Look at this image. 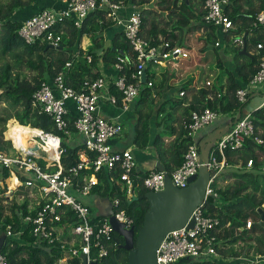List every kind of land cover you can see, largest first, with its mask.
<instances>
[{
	"label": "built area",
	"instance_id": "obj_1",
	"mask_svg": "<svg viewBox=\"0 0 264 264\" xmlns=\"http://www.w3.org/2000/svg\"><path fill=\"white\" fill-rule=\"evenodd\" d=\"M58 1L63 5L61 8L43 7L22 21L17 33L25 44L39 42L58 48L65 44L69 27L78 29L91 12L106 9L105 19H111L117 26L122 27L130 51L121 50L122 55L115 56V61L111 64L114 76L101 74L94 78H85L79 84V90L72 87L66 78L75 62L79 61L78 52L72 54V58L64 63L63 68L51 80H44L39 84L31 95V106L38 114H46L51 118L56 132L39 129L40 134L35 136V145L31 144L27 148H20L12 138H8L14 154L0 150V166L9 170V176L5 179L6 185L0 182L4 185L3 204L7 206L14 198L12 195L14 191H21L22 202L26 201L29 209V213L23 217V222L31 225L36 243L44 241L49 244L60 243L63 256L56 264H81L82 255L86 256V264H98V261L108 254L110 247L117 243L108 217L93 213L88 204L82 201L83 197L92 193L98 183L95 172L100 169L118 170L117 176H112L111 179L130 200L141 188L147 191L162 190L166 174L170 176L175 186L186 187L189 178L195 175L200 167L199 148L193 140L188 144L181 164L172 171L152 168L139 173L132 150L112 146L113 140L123 138L127 132L121 114L108 117L104 115L102 107L110 105L118 108L121 113L128 112L143 87H150L153 96L154 78L146 79L145 70L149 66L159 64L164 66L171 61L187 59L189 50L177 43L171 46L169 40L161 38L158 44H150L141 35L142 13L139 9L130 5L129 16L119 17V10L126 7L123 0ZM228 3L229 0H203L202 6L205 11L203 15L205 23L213 25L223 34L235 27L224 10ZM252 27L264 32V7L255 14ZM229 40L233 47L244 48V33L231 35ZM223 44L221 38L214 43L218 47H222ZM251 48L253 52L251 49L250 52L263 54L258 58L257 70L248 82L237 88L234 93L239 103H246L253 95L264 94V38ZM82 56L88 63L91 62L92 57L86 52ZM131 65L133 69L127 76L126 69ZM203 86L213 88V83L206 81ZM113 88L118 95L112 92ZM224 91L225 89L222 94ZM178 94L181 98L185 93L180 90ZM263 104L264 99L256 109ZM224 115L229 117L228 114H221L209 108L190 110L187 122L182 118L180 128L183 126L187 130V136L193 139L198 130ZM70 127H73L74 132H71ZM59 133H63L66 139L78 138L79 141L74 144H81L85 148L84 152L79 154L78 162L68 168L61 164L63 148ZM246 139H252L258 145L264 141L255 131L249 112L243 113L228 131L214 142L207 163L211 175L205 189L204 200L193 209L184 226L168 231L164 235L156 250L158 264H186L189 260L215 261L219 258L224 260L217 251L218 245L222 242V239H217V234L222 231L220 218L217 215L206 214L203 204L208 196L215 195V186L221 188L218 180L228 166L225 151L228 148L241 147ZM33 146H37L38 149L31 151ZM252 164V160L249 159L245 169H250ZM85 170H91V173L86 174ZM19 174L26 178L20 180ZM106 198L111 202V215L123 223L126 229L132 227L133 219L119 208L120 199L114 195L112 198ZM261 207L264 209V202ZM32 210L35 211L34 214L31 213ZM5 213L8 214L7 211ZM71 217L74 218L72 223L68 222ZM62 218L67 220L62 222ZM252 223L253 221L248 218L244 227L251 237H263L262 233L252 232ZM240 230L241 228L237 231ZM13 234L11 225L7 224L5 235ZM252 241L248 243L253 245ZM92 250H95L94 256L91 255ZM236 258L242 261V264H264V254ZM72 259H78V263L70 262ZM0 264H9L1 251Z\"/></svg>",
	"mask_w": 264,
	"mask_h": 264
},
{
	"label": "trees",
	"instance_id": "obj_2",
	"mask_svg": "<svg viewBox=\"0 0 264 264\" xmlns=\"http://www.w3.org/2000/svg\"><path fill=\"white\" fill-rule=\"evenodd\" d=\"M33 0H11L5 5H0V51L1 55L10 54L20 49L27 56L20 52L16 54V60L19 65H23L30 70V77H19L10 73V65H4L0 70V102L7 103L10 110H15L14 113L4 107L1 109L0 122L6 123L8 119L15 118L23 129L32 128L36 131L42 129L44 131L56 132L53 128L51 118L46 114H38L31 106V95L39 87L42 81L51 80L54 75L60 71L64 63L72 58V54L78 52L80 55L79 61L75 62L73 69L68 74L67 82L79 90V84L85 78H94L100 76L103 72L98 70V65L101 63L112 64L115 61L116 55H122L123 52L130 51V46L125 39L122 27L117 26L114 21L105 19L106 9L96 10L91 12L84 20L82 27H69L68 35L65 44L58 48H50L46 44L35 42L33 44H25L18 36L17 30L22 21L15 19L16 8H27ZM126 5H134L142 13L141 19V35L149 41L150 44L156 45L159 38L169 40L171 46L177 43L183 46V40L187 33L192 31L203 32V37L206 45L212 46L213 49L220 48L224 58H221L217 52L216 65L221 70L227 73L225 86H213L208 88L203 86L195 89V82L188 81L190 85L188 89L178 87L184 91L186 96H191L189 104L186 106V113L183 114V119L187 120L190 110H203L209 108L221 114H228L232 119L239 109H243L245 103H239L234 96L237 88L244 86L250 77L257 70L259 55L250 52V48L257 41L264 38V32L252 27L255 14L264 7V0H229L228 5L224 7L226 14L232 20L234 28L228 33H222L213 25L205 23L203 20L204 10L203 0H197V3H192L191 0H123ZM152 4H151V3ZM150 3V7H148ZM153 4L158 6V11L152 9ZM201 5V9L196 6ZM43 8V7H41ZM41 8L37 9L40 10ZM163 16L164 24L160 25V19H153L147 22L148 15ZM31 16V15H29ZM27 18V17H26ZM116 25V26H115ZM115 26V27H114ZM121 27V28H120ZM97 29H99L97 31ZM112 32V38L108 45H105L103 35ZM243 34L245 37L244 53H241L242 48L233 47L230 43L231 35ZM90 34L93 37V45L87 50H83L80 45L82 35ZM218 38L224 42L222 47L215 46L214 43ZM185 46V45H184ZM187 49V48H186ZM122 50L123 52H120ZM188 50V49H187ZM87 53L92 57L90 63L82 55ZM228 60L231 67L225 65ZM112 66V65H111ZM131 65L126 69L127 76L132 71ZM148 69L145 70V78L152 77L148 74ZM115 72H113L114 76ZM155 87V86H154ZM225 88L224 93L223 89ZM112 92L118 95V92L112 89ZM150 87H143L135 104L138 110V119L133 124V143L137 147H145L150 140L148 117L153 109L154 99L151 96ZM188 94V95H187ZM210 94V98H208ZM178 103H181L177 100ZM173 104V102H172ZM7 106V105H6ZM146 108L147 111H143ZM159 110V109H157ZM251 120L254 124L255 131L264 139V104L250 112ZM14 120H11L13 122ZM10 122V123H11ZM7 125V137L16 132L14 128ZM38 128V129H37ZM71 132H74L73 127H70ZM172 131V128L167 129ZM61 134V143L63 152L61 155V164L64 168L75 165L79 160V154L84 152L85 148L79 145H68L66 136ZM193 141L190 136H187V130L182 126L170 144L166 148H161L163 141L161 137L154 138V146L159 151V158L167 172L172 171L179 166L183 160V154L186 151L188 144ZM0 150H7L14 154V150L10 146L9 141L3 138V130L0 129ZM227 158V168L221 175L222 180L232 179L231 185L227 187L217 188L215 186V195H210L206 198L203 208L206 214L217 215L220 218L222 231L217 234V239H222L223 243L234 244L241 240H253V245L247 243V249L250 253H233L235 259L230 262H225L223 259L215 261H188L189 264H242V261L237 259L241 254L244 257L254 256L255 254H264V241L262 236L252 238L249 231L246 230L245 223L248 218H251L252 232L261 231L264 233V224H258L259 213L257 208L264 202V141L263 144H256L252 139H246L245 143L236 149L228 148L225 151ZM219 157V156H218ZM217 157V158H218ZM251 159L252 167L245 169L246 162ZM244 165V166H242ZM242 166V168H239ZM86 174H90L91 170H85ZM118 170L106 171L100 169L95 172L98 183L94 186L92 192L101 197L116 196L120 199L119 208L133 219V226L138 230L143 222V215L148 208V201L144 197L146 189L141 188L136 195L130 200L125 197L112 178L116 177ZM9 176V170L0 166V182L5 183V179ZM142 176V175H141ZM20 180L26 177L19 174ZM12 182V181H11ZM4 190H0V242L1 253L5 254L9 264H56L58 259L62 258L63 251L60 248L59 242L49 244L46 241L36 243V238L32 235L31 225L23 222V217L29 213L28 203H12L5 206L3 201L5 196L2 195ZM258 194V195H257ZM219 204V205H218ZM92 211V207L88 205ZM8 212L6 214L5 212ZM35 211H31L34 214ZM67 219L62 218V222ZM94 221V220H93ZM70 223L74 222V218L69 219ZM10 224L13 235H5V226ZM240 231H237L240 229ZM116 245L110 247L108 254L98 261V264H128L127 251L120 248L122 238L113 233ZM220 244H223V243ZM250 242V241H249ZM219 244V245H220ZM218 245V246H219ZM231 250V249H230ZM245 249H241L244 251ZM227 251V250H225ZM225 251L219 249L221 257H226ZM95 250H92L91 255L94 256ZM229 257V256H228ZM70 262L78 263V259H72Z\"/></svg>",
	"mask_w": 264,
	"mask_h": 264
},
{
	"label": "water",
	"instance_id": "obj_3",
	"mask_svg": "<svg viewBox=\"0 0 264 264\" xmlns=\"http://www.w3.org/2000/svg\"><path fill=\"white\" fill-rule=\"evenodd\" d=\"M47 46L52 48L51 45ZM244 52L243 48L241 53ZM246 112L245 109L238 110L234 119H227V122L222 127L215 128L214 131L198 142L200 167L197 173L189 178L186 187L179 188L175 186L170 176L166 174L162 190L147 191L144 194L148 201V208L143 215V222L138 230H135L134 226L126 229L123 223L117 221L111 215V202L107 199V210L99 215L107 216L114 233L122 238V243L119 247L127 251L128 264H158L156 261V250L164 235L168 231L184 226L193 209L204 200L205 189L211 175L207 168V163L214 142L226 133L229 127ZM37 149V146H33L30 150L34 151ZM31 151L29 153L33 154ZM155 168L162 169L157 164ZM258 212L260 214L258 224H262L264 211L259 208ZM189 225L191 226L192 223ZM81 264H86L85 255H82Z\"/></svg>",
	"mask_w": 264,
	"mask_h": 264
},
{
	"label": "crops",
	"instance_id": "obj_4",
	"mask_svg": "<svg viewBox=\"0 0 264 264\" xmlns=\"http://www.w3.org/2000/svg\"><path fill=\"white\" fill-rule=\"evenodd\" d=\"M157 0H153V2H156ZM192 3H197V0H191ZM35 6L30 8H19L15 11V19H26V17H29V15H32V11H37V9L41 7H53V8H61L63 5L58 0H33L32 1ZM129 6V5H127ZM197 9H201V5L196 6ZM152 9H155L158 11V6L155 4L152 6ZM131 12V6L124 7L119 10V17L120 18H126L129 16ZM107 33V32H106ZM191 33V32H190ZM200 34V33H198ZM112 32L109 31V34L106 35L107 41H105V45H108L110 43V40L112 38ZM105 40V39H104ZM187 40V35L185 36V41ZM184 41V42H185ZM187 46V44H183V46ZM201 46V45H200ZM187 48V47H185ZM252 49V48H250ZM189 50V49H188ZM206 50V49H205ZM190 51V50H189ZM191 53V52H190ZM191 55V54H190ZM214 60V58H213ZM171 61L169 64L172 65ZM177 62V61H175ZM177 65V64H176ZM166 64L162 67H165ZM98 70L102 71V74L107 76H113V68L111 64H101L98 65ZM180 75H183V73H177L172 75V73L168 71H161L160 75L157 77L153 74L152 78H154V93L153 96H151L154 99V107L152 109L151 107V114L148 117V124H149V136L150 140L146 143L145 147H137L133 143V124L138 119V110L136 104L134 103L132 107L130 106V110L125 113H121L118 108L110 106V105H103V113L104 115L108 117H114L115 115L121 114L122 122L125 124L127 132L124 134L123 138H120L118 140L112 141V146L117 149H124V148H130L132 150V154L136 161V170L139 173H144L148 171L149 169L155 168L156 164L163 167V164L159 158V151L154 146V138L155 137H161V140L163 141V144L161 148L168 147V144H170V141L174 138V135L177 134V132L180 130V124L183 123V114L186 113L185 108L189 104V100L191 96H186L185 99H182V97H179L178 95H175V93H179L180 89L175 86V80L180 79ZM212 81V80H210ZM202 86L195 87V89L201 88ZM263 94V93H260ZM258 95V94H256ZM137 100V99H136ZM177 100H179L181 103H178ZM173 102V106L171 103ZM259 105V104H258ZM159 109V110H157ZM244 110V108H243ZM246 110V109H245ZM147 111L146 108H143V111ZM247 112H251L246 110ZM174 116V121L169 122L167 119L168 117ZM227 115H224L222 119L217 121V128H220L227 122V119H230V117L226 118ZM172 128V131H167V129ZM204 129V128H203ZM212 129L208 130L207 132L201 131L196 132V134L193 136V140L197 143L202 140L206 135L211 133ZM78 139V138H77ZM167 149V148H166ZM219 185V183H218ZM87 197V196H86ZM91 203L94 205L95 209H92V212L95 214H100L101 212H105L107 210L108 202L106 197H101L98 194L91 193L90 194ZM88 204V203H87ZM89 205V204H88ZM244 256V255H243ZM240 255V257H243ZM233 261V260H228ZM226 262V261H225Z\"/></svg>",
	"mask_w": 264,
	"mask_h": 264
},
{
	"label": "rangeland",
	"instance_id": "obj_5",
	"mask_svg": "<svg viewBox=\"0 0 264 264\" xmlns=\"http://www.w3.org/2000/svg\"><path fill=\"white\" fill-rule=\"evenodd\" d=\"M10 1L11 0H0V5H2V4L5 5L6 3L10 2ZM251 1L254 2V0H251ZM150 3L148 5V7L151 6ZM256 3L257 2L255 0V4ZM153 5H155V4H153ZM33 6H35L34 3H31L27 7L30 8V7H33ZM129 6L126 5V7H129ZM17 9H19V8L14 9V11H16ZM30 12L31 13H33V12L35 13L36 10L32 11V9H31ZM162 17H165V15H163V16L156 15L154 17L151 14H149L146 20L148 22V21H151L153 19L158 20V19L161 18L160 25H163L165 20H164V18L162 19ZM107 20H111V19H107ZM98 30L99 29H97V31ZM109 31H110V29L108 30V32L105 35H103V37L105 38V41H107L106 35L109 34ZM198 33H200V34H198ZM186 35H187V40L186 41L183 40L182 42H183V44H187V46H183V47H187V49L190 50L189 51V57L187 59L179 60L177 62L173 61L172 65L169 64V63H165L166 64L165 67H162L160 64L159 65L149 66L148 70H147L148 74L149 75L152 74V76L154 74L155 76L158 77L160 75L161 71H168V72L172 73V75H174V73L177 74V73H181L182 72L183 75H180V79L175 80V82H176L175 86L176 87H185L186 89L189 88L190 85L188 84V81L190 79L192 80V77L195 78V81L192 80L190 82H191V84L193 82H195V87H198V86L200 87V86L204 85V83L206 81H210V80H212L213 86H215V85L216 86H225L227 73H225L224 70H221V68H218L217 65H216L217 52H218V55L221 56V58H224L222 53H220V52H222V51H220L221 49L218 48L216 50V49H213L212 46L206 45V43L204 41V37H203L204 34L201 31H192L191 33H187ZM184 39H185V37H184ZM66 41H67V39H66ZM80 45H81V47L83 48L84 51L89 49V48H91L92 45H93V37L90 34L82 35V37L80 39ZM251 51L253 52V48L251 49ZM19 52L22 55L27 56L25 54V52L20 50V49L14 51L13 53L4 54V55H1V51H0V70H1V68L4 65L9 64L10 65V73L13 76L14 75H19V77H21V78L22 77H30L31 76V74H29L30 70L25 68L23 65H19L17 60H16V56L15 55L18 54ZM213 58H214V60H213ZM225 65L228 66V67L229 66L231 67V65L228 62V60L225 61ZM0 92H1V90H0ZM175 95H178V93H175ZM263 99H264V94L253 95L245 103L244 109H246L248 111L255 110L256 107L258 106V104H260L263 101ZM171 105H172V103H171ZM4 107H7L5 109L9 110V112L11 111V113H14V111H15V110H10V106L7 103L0 102V113H1V109H3ZM222 118H223V116H221L215 122H212L211 124L207 125L204 129L198 130L197 132H199V133L201 131L207 132L210 129L214 130L215 128H217V121L222 119ZM226 118H228V117H226ZM174 119H175V117L172 116V117H168L167 120L169 122H171V121H174ZM11 120H14V121L11 122ZM9 124L11 125L10 126L11 128H14L16 130V132L17 131L28 130V128L23 129L22 125H20L18 123V121L15 118H13V117L8 119L6 123H1L0 122V129L3 130V138L6 141L8 140V137H7V129H8V127H7V125H9ZM9 136H10V132H9ZM77 141H79V139H77V138L73 139V137H69L67 143H68V145H73ZM218 183L220 184V187L222 189L223 187L225 188V187L231 185L232 179L228 178L226 180H222V178H219ZM5 185H6V183H5ZM202 188H203V186H202ZM3 189H4V185L1 183L0 184V190H3ZM14 192L15 193L12 194L14 198L8 203V205H11L12 203H22V201H23L21 191L20 190H16ZM33 201H34V199H32V202ZM82 201L84 203H86V204L88 203L92 207V209H95L94 205L91 203L90 195L87 196V197H83ZM262 239L264 241V236L262 237ZM249 241L251 242V239L250 240H248V239L241 240V241H238V242H236L234 244L223 243L222 242L223 244H220L217 247L218 254L221 257V253L219 252V249H222L224 251L227 250V251H225L226 257H222V258H224L223 261H226V262L230 258L235 259L234 256L232 257L234 252L237 253V254H240L242 252L248 254V253H250V251L247 249V245L246 244ZM241 249H245V250L241 251ZM217 260H220V258L217 259ZM201 261H203V260H196L195 263L201 262ZM186 264H188V263H186Z\"/></svg>",
	"mask_w": 264,
	"mask_h": 264
},
{
	"label": "bare ground",
	"instance_id": "obj_6",
	"mask_svg": "<svg viewBox=\"0 0 264 264\" xmlns=\"http://www.w3.org/2000/svg\"><path fill=\"white\" fill-rule=\"evenodd\" d=\"M40 134V131H36L32 128L25 131H17L9 136L14 143L20 148H27L29 145H35V136Z\"/></svg>",
	"mask_w": 264,
	"mask_h": 264
},
{
	"label": "clouds",
	"instance_id": "obj_7",
	"mask_svg": "<svg viewBox=\"0 0 264 264\" xmlns=\"http://www.w3.org/2000/svg\"><path fill=\"white\" fill-rule=\"evenodd\" d=\"M196 142V141H195ZM197 143V142H196ZM197 145H198V143H197ZM259 208H261L263 211H264V209H263V207H261V205L257 208V211H258V209ZM259 213V212H258ZM260 215V214H259ZM251 219V218H250ZM259 219H260V216H259ZM259 219H258V221H259ZM252 220V219H251ZM257 221V222H258ZM264 223V221L262 222V224ZM257 231V230H256ZM257 232H259V233H262L261 231H257ZM262 234H264V233H262Z\"/></svg>",
	"mask_w": 264,
	"mask_h": 264
}]
</instances>
